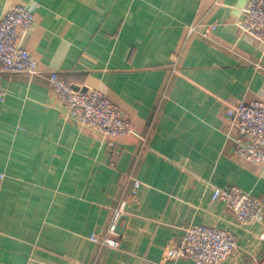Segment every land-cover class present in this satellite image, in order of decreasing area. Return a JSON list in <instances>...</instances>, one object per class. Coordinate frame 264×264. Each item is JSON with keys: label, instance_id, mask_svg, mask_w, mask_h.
Returning a JSON list of instances; mask_svg holds the SVG:
<instances>
[{"label": "crops", "instance_id": "crops-1", "mask_svg": "<svg viewBox=\"0 0 264 264\" xmlns=\"http://www.w3.org/2000/svg\"><path fill=\"white\" fill-rule=\"evenodd\" d=\"M32 2L22 45L39 72L2 82L0 264H195L165 259L192 224L237 236L221 264H264V226L213 200L235 185L264 205V163L234 154L226 112L264 98V43L237 25L248 0H0V17ZM208 23L218 43L189 35ZM51 71L102 91L135 133L104 140L79 128ZM123 202L119 247L93 241Z\"/></svg>", "mask_w": 264, "mask_h": 264}, {"label": "built area", "instance_id": "built-area-1", "mask_svg": "<svg viewBox=\"0 0 264 264\" xmlns=\"http://www.w3.org/2000/svg\"><path fill=\"white\" fill-rule=\"evenodd\" d=\"M36 9V2L15 4L0 17V99L6 95L2 85L5 75L39 72L37 60L22 45L35 23ZM237 25L241 32L264 43V0H248ZM217 30V23L197 24L190 26L188 33L218 43ZM48 79L52 90L67 108L68 119L82 130L94 132L104 140L135 133L128 116L99 89H78L57 71L49 72ZM226 112L237 132L233 138L234 154L252 163H264V98L239 101ZM140 185L141 182L134 180L130 193L135 195ZM213 200L225 202L239 224L258 222L264 226L262 198L232 185L215 188ZM124 210L125 202L115 209L107 231L102 235L94 234L91 239L105 246L119 247L117 230ZM237 248L238 239L233 232L217 226L192 224L167 247L165 259L184 258L195 264H221Z\"/></svg>", "mask_w": 264, "mask_h": 264}, {"label": "water", "instance_id": "water-1", "mask_svg": "<svg viewBox=\"0 0 264 264\" xmlns=\"http://www.w3.org/2000/svg\"><path fill=\"white\" fill-rule=\"evenodd\" d=\"M118 231V230H117Z\"/></svg>", "mask_w": 264, "mask_h": 264}]
</instances>
